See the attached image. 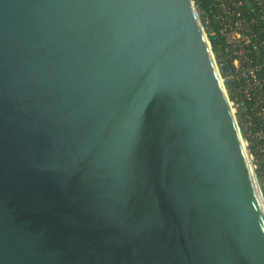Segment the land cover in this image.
Wrapping results in <instances>:
<instances>
[{
    "label": "water",
    "instance_id": "obj_1",
    "mask_svg": "<svg viewBox=\"0 0 264 264\" xmlns=\"http://www.w3.org/2000/svg\"><path fill=\"white\" fill-rule=\"evenodd\" d=\"M0 264H264L194 0H0Z\"/></svg>",
    "mask_w": 264,
    "mask_h": 264
},
{
    "label": "built area",
    "instance_id": "obj_2",
    "mask_svg": "<svg viewBox=\"0 0 264 264\" xmlns=\"http://www.w3.org/2000/svg\"><path fill=\"white\" fill-rule=\"evenodd\" d=\"M196 2L253 170L264 180V0Z\"/></svg>",
    "mask_w": 264,
    "mask_h": 264
},
{
    "label": "trees",
    "instance_id": "obj_3",
    "mask_svg": "<svg viewBox=\"0 0 264 264\" xmlns=\"http://www.w3.org/2000/svg\"><path fill=\"white\" fill-rule=\"evenodd\" d=\"M199 7V5H198ZM211 42H212V46H213V50L215 53H218V47H217V44H218V38L216 37H212L211 38Z\"/></svg>",
    "mask_w": 264,
    "mask_h": 264
},
{
    "label": "rangeland",
    "instance_id": "obj_4",
    "mask_svg": "<svg viewBox=\"0 0 264 264\" xmlns=\"http://www.w3.org/2000/svg\"><path fill=\"white\" fill-rule=\"evenodd\" d=\"M194 1H195L197 9L199 10L200 8L198 7V3L196 2V0H194ZM258 179H259V184H260L263 196H264V180H262V178H258Z\"/></svg>",
    "mask_w": 264,
    "mask_h": 264
}]
</instances>
